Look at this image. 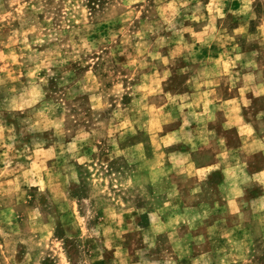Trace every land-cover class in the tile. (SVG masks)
<instances>
[{
    "label": "rangeland",
    "instance_id": "rangeland-1",
    "mask_svg": "<svg viewBox=\"0 0 264 264\" xmlns=\"http://www.w3.org/2000/svg\"><path fill=\"white\" fill-rule=\"evenodd\" d=\"M263 94L264 0H0V264H264L261 189L230 194L263 155L198 179L207 121L178 133L229 97L264 132Z\"/></svg>",
    "mask_w": 264,
    "mask_h": 264
},
{
    "label": "crops",
    "instance_id": "crops-1",
    "mask_svg": "<svg viewBox=\"0 0 264 264\" xmlns=\"http://www.w3.org/2000/svg\"><path fill=\"white\" fill-rule=\"evenodd\" d=\"M236 101H238L236 97H229L222 101L211 100L202 105L200 102L196 105L191 102L189 103V106L191 107L190 109L192 111L189 118L194 117L195 120H193L192 124H190V127L185 128L183 126L187 120V117H185L184 120L181 121L182 125H180L181 127L178 132L179 136L185 139L187 137L193 138L194 140L198 139L200 128L204 127L203 125L200 127V125L197 124L196 119L198 117L200 118L201 122L207 121L205 125V133H207L209 136H213V140L214 143H216L217 149H215L213 154H211L213 159L207 164L200 166L195 165L194 159L187 161L188 157H191L192 155L190 152L180 153V157L185 159L184 164H182V169L184 171L183 173L196 176L198 179L199 176H202L204 179L213 171L219 170L224 174L235 171L237 168L235 165H237L238 159L241 155H245V158L255 156L257 154L263 155L264 157V132H257L253 121H249L243 117L241 104L237 103ZM218 112H220L221 116L225 119V125L221 126L222 129L225 131L233 130L235 138L237 137V139H239L240 143L237 147L230 149L228 144V134L226 132H219L217 128L209 125L213 123V120H211L213 118H206V116L212 113L216 115ZM262 120H264V117H262ZM184 130H188L189 133L186 134ZM238 166V174L245 182L241 184V187L237 189H231L230 194L236 192L238 196H241L244 189L256 185L261 189H259L260 193L254 196L253 199H249V202L254 204L263 203L264 162L258 168L252 166L249 161L241 162V164ZM224 185L228 187H234L235 184H231V182L229 183L228 179L225 178ZM237 202L239 203L240 200L236 199V197L227 199V204L230 205H234Z\"/></svg>",
    "mask_w": 264,
    "mask_h": 264
},
{
    "label": "clouds",
    "instance_id": "clouds-1",
    "mask_svg": "<svg viewBox=\"0 0 264 264\" xmlns=\"http://www.w3.org/2000/svg\"><path fill=\"white\" fill-rule=\"evenodd\" d=\"M32 91H33V95L34 96H39L40 95L39 91L36 88H33ZM17 106H19V105H17Z\"/></svg>",
    "mask_w": 264,
    "mask_h": 264
}]
</instances>
